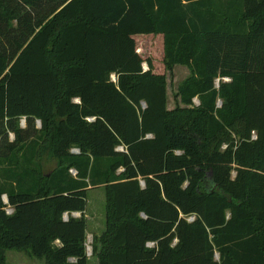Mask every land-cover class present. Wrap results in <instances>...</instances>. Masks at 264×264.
<instances>
[{"label": "trees", "instance_id": "16d2710c", "mask_svg": "<svg viewBox=\"0 0 264 264\" xmlns=\"http://www.w3.org/2000/svg\"><path fill=\"white\" fill-rule=\"evenodd\" d=\"M176 65L190 75L169 110ZM10 250L264 264V0H0V264Z\"/></svg>", "mask_w": 264, "mask_h": 264}, {"label": "rangeland", "instance_id": "374dc122", "mask_svg": "<svg viewBox=\"0 0 264 264\" xmlns=\"http://www.w3.org/2000/svg\"><path fill=\"white\" fill-rule=\"evenodd\" d=\"M141 56H143L144 59H148L149 56H155L157 53V50L155 47H143L140 50ZM143 69H147V65L144 63ZM190 72L187 67L176 65L174 66L170 71L166 73V81H167V107L169 110H172L175 108V106L184 107L182 104H180L179 99L177 100L175 98V95L178 90V86L189 77ZM111 79L115 81V76L112 75ZM216 87H218V80L215 82ZM195 105H198V99L195 98L194 100ZM221 104V101L218 100L217 106L219 107ZM19 124L21 128H25L26 122L24 118H21L19 120ZM36 128H40V125L38 124V121H36ZM13 133H10L9 139L13 140L14 138ZM54 163L47 165L45 168V172H49L54 168ZM73 176H75V172L73 170L70 171ZM4 200L7 202L6 197H3ZM4 201V202H5ZM5 202V203H6ZM86 212L90 216V220L87 221V227L89 230L92 229V232H96L97 234H100L104 228H105V193L103 187H97L94 189H90L87 192V207ZM96 230V231H95ZM95 233V235H96ZM95 235L89 234L86 238V245H89L91 247L92 239ZM7 261L6 264H44L43 260L33 258L32 256L28 255L24 251H16V250H10L6 253ZM88 264H96V259L91 258L88 262Z\"/></svg>", "mask_w": 264, "mask_h": 264}, {"label": "built area", "instance_id": "2783aa9c", "mask_svg": "<svg viewBox=\"0 0 264 264\" xmlns=\"http://www.w3.org/2000/svg\"><path fill=\"white\" fill-rule=\"evenodd\" d=\"M118 150H122V148H118ZM72 152H73V153H77L78 150L73 149ZM6 212H7V214H11V213H12V210H11L10 208H7ZM67 217H68L67 214H65V215H64V219L66 220ZM147 245H148L149 247H152V246H153L152 243H148ZM86 252H87V256H90V254H91V247H90L89 245H86Z\"/></svg>", "mask_w": 264, "mask_h": 264}, {"label": "crops", "instance_id": "0c3cea01", "mask_svg": "<svg viewBox=\"0 0 264 264\" xmlns=\"http://www.w3.org/2000/svg\"><path fill=\"white\" fill-rule=\"evenodd\" d=\"M89 190H90V189H89ZM80 215H81L80 213H77V216H74V217L78 218V217H80ZM85 218H86V221H89V220L91 219L90 216L88 215V213L86 212V210H85ZM95 231H96V230H95ZM103 231H104V230H103ZM103 231H102V232H103ZM102 232H101V233H102ZM95 233H96V232H92V229L89 230L88 227H87V229H86V235H87V236H88L89 234H91V235L93 236V235H95ZM101 233H100V234H101ZM100 234H97V233H96L95 236H99Z\"/></svg>", "mask_w": 264, "mask_h": 264}, {"label": "water", "instance_id": "95a60500", "mask_svg": "<svg viewBox=\"0 0 264 264\" xmlns=\"http://www.w3.org/2000/svg\"><path fill=\"white\" fill-rule=\"evenodd\" d=\"M38 124L40 125V122L38 121ZM3 200H4V198H3ZM5 201V200H4ZM6 202V201H5ZM72 216L74 217V216H77V213H72Z\"/></svg>", "mask_w": 264, "mask_h": 264}]
</instances>
